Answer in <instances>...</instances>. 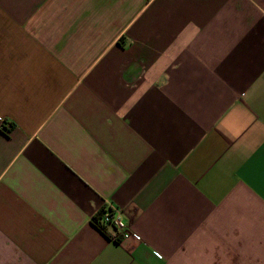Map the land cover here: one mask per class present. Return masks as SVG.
Here are the masks:
<instances>
[{
  "label": "crops",
  "instance_id": "1",
  "mask_svg": "<svg viewBox=\"0 0 264 264\" xmlns=\"http://www.w3.org/2000/svg\"><path fill=\"white\" fill-rule=\"evenodd\" d=\"M0 116V264H264V0H0Z\"/></svg>",
  "mask_w": 264,
  "mask_h": 264
},
{
  "label": "built area",
  "instance_id": "2",
  "mask_svg": "<svg viewBox=\"0 0 264 264\" xmlns=\"http://www.w3.org/2000/svg\"><path fill=\"white\" fill-rule=\"evenodd\" d=\"M3 121L2 117L0 116V121ZM103 209V212L97 217L96 221L104 228L109 227L113 231L112 238H127L129 237L130 231L124 222L120 220L117 214H114V212L117 211L116 208H112L106 204L101 206ZM97 212H94L92 215L95 216Z\"/></svg>",
  "mask_w": 264,
  "mask_h": 264
},
{
  "label": "trees",
  "instance_id": "3",
  "mask_svg": "<svg viewBox=\"0 0 264 264\" xmlns=\"http://www.w3.org/2000/svg\"><path fill=\"white\" fill-rule=\"evenodd\" d=\"M7 125L8 124H5V121L1 122V128L3 130H7ZM101 212H103V209H100L95 216L91 217V221L98 229H100L102 232H105L104 228L96 221L97 217L101 214Z\"/></svg>",
  "mask_w": 264,
  "mask_h": 264
}]
</instances>
